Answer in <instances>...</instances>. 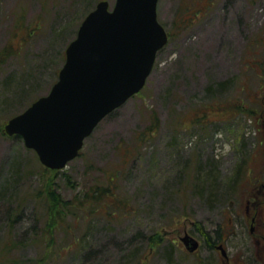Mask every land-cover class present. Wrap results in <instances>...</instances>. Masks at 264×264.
Here are the masks:
<instances>
[{
  "label": "rangeland",
  "instance_id": "obj_1",
  "mask_svg": "<svg viewBox=\"0 0 264 264\" xmlns=\"http://www.w3.org/2000/svg\"><path fill=\"white\" fill-rule=\"evenodd\" d=\"M98 1L0 0V244L21 240L9 259L52 252L47 264H137L129 259L139 247L144 264H264L263 14L242 22L223 10L186 22L183 0H160L170 39L146 86L55 173L22 137L4 132L10 118L50 91ZM257 7L263 13L264 1ZM108 185L130 200L127 215L78 209L52 229L50 190L80 203ZM155 232L165 241L150 249ZM186 232L199 238L197 251L185 247Z\"/></svg>",
  "mask_w": 264,
  "mask_h": 264
},
{
  "label": "water",
  "instance_id": "obj_2",
  "mask_svg": "<svg viewBox=\"0 0 264 264\" xmlns=\"http://www.w3.org/2000/svg\"><path fill=\"white\" fill-rule=\"evenodd\" d=\"M159 0H100L66 49V60L50 92L5 125L20 135L51 169L79 156L98 124L146 84L169 35L158 19ZM194 252L200 242L181 237ZM218 248L227 256L223 244Z\"/></svg>",
  "mask_w": 264,
  "mask_h": 264
},
{
  "label": "trees",
  "instance_id": "obj_3",
  "mask_svg": "<svg viewBox=\"0 0 264 264\" xmlns=\"http://www.w3.org/2000/svg\"><path fill=\"white\" fill-rule=\"evenodd\" d=\"M91 6L90 8H92ZM89 8V9H90ZM88 9V10H89ZM89 12V11H88ZM151 130V129H150ZM154 129H152L153 131ZM211 166L210 170H214L213 162H209ZM46 168V167H45ZM48 169V168H46ZM54 173L58 170H51ZM121 172V169L117 170V174L111 177V181L113 182L115 177H119ZM14 177L18 175L16 166H14ZM115 176V177H114ZM238 177V176H237ZM239 181V178L236 180V182ZM235 183V182H234ZM9 186V185H8ZM8 186H6L4 189H7ZM92 192H88L84 199L78 203L76 201L67 200L65 201L61 196L55 191H49L48 195V211H50L51 215L56 217L54 221V225H52V229H57L58 226L65 224V220L68 214H75V211L78 209H81L86 212L87 215H95V214H104L106 216H110V218L118 217L120 215H127L128 212L131 210L128 209V203L129 199L124 200L121 198V192H119L117 185H108V186H101L97 188H93L91 190ZM211 193V192H210ZM90 203V210H87V206ZM12 209L9 211L11 212ZM90 213V214H88ZM85 216V217H86ZM16 219V216L12 218V222L14 223ZM222 229V228H221ZM221 229H217V238L220 240H225L224 238V231ZM11 234L13 235L12 231L10 230ZM230 233H228L229 235ZM2 244H0V264H47V261L53 259L54 254L51 252V255H49L48 259H46V255H42L39 258H30L29 260L25 261H19L9 259V254L13 251L14 248L18 247L20 245L21 240H17L16 237L10 236L7 239L2 240ZM164 237L160 232H155L154 234L150 235L148 237V247L154 248L159 247L164 242ZM218 242V241H216ZM78 241L76 242V244ZM216 244L213 245V247ZM51 246V244H50ZM136 248L135 252L131 255V258L129 259L130 262H137V264H144V260L146 259V254L141 252V249L139 247ZM8 256V258H6ZM132 259V260H131Z\"/></svg>",
  "mask_w": 264,
  "mask_h": 264
},
{
  "label": "flooded vegetation",
  "instance_id": "obj_4",
  "mask_svg": "<svg viewBox=\"0 0 264 264\" xmlns=\"http://www.w3.org/2000/svg\"><path fill=\"white\" fill-rule=\"evenodd\" d=\"M264 0H183L181 18L184 21L207 19L219 11L236 15L244 22L257 18L260 13L259 6ZM264 80V77H263Z\"/></svg>",
  "mask_w": 264,
  "mask_h": 264
}]
</instances>
